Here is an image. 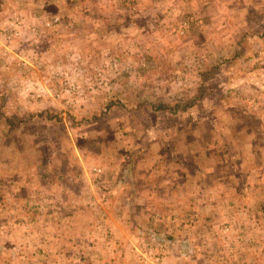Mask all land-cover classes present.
<instances>
[{"label": "rangeland", "instance_id": "374dc122", "mask_svg": "<svg viewBox=\"0 0 264 264\" xmlns=\"http://www.w3.org/2000/svg\"><path fill=\"white\" fill-rule=\"evenodd\" d=\"M5 178L0 264H264V0H0Z\"/></svg>", "mask_w": 264, "mask_h": 264}, {"label": "crops", "instance_id": "0c3cea01", "mask_svg": "<svg viewBox=\"0 0 264 264\" xmlns=\"http://www.w3.org/2000/svg\"><path fill=\"white\" fill-rule=\"evenodd\" d=\"M216 6L219 7L218 4ZM198 20H200V19H198ZM157 104H159V103H157ZM12 177L13 176L9 175L7 178L11 179ZM7 178H5V179H7ZM3 182L8 183L7 185L4 183V185L7 186L6 190L8 191L9 195L14 197L17 189H19V188H17V186H19V185L16 182L10 181L9 179L3 180L0 183H3ZM132 199H134V198H132ZM105 215H107V217H105L106 218V220H105L106 224L105 225L107 227L111 228L113 235H114L116 240L109 241L106 238H104L102 236V233H103L102 232L103 227H102L101 234H100L101 236L99 237V240L87 242V257L95 256V258H96V259H92L93 258L92 257L90 260H88L89 258H87V264H130L129 260H122L120 258L121 253L117 254L118 249H120V252L122 251V248H119V246H118V244L121 243L118 241V239H119L118 235L120 234L119 230L121 227V225L119 224L120 222L118 221L119 215L117 213L113 214L109 210H106L102 213V216H99V217L103 218ZM96 229L97 228L93 226V222L92 223L90 222V217L88 216V210H87V234L88 235L92 234V232H94ZM89 231H91V233H89ZM97 232L100 233L98 229H97ZM11 242H14L15 244H19V242H17V240H14V239L11 240ZM25 245H27V244L23 245L25 247V251H29V252L34 251L35 252L34 248H31L30 245L27 247ZM39 245H41V244L39 243ZM39 252H40V250H39ZM105 254H113V256H115V259L114 260H110V259L108 260L105 257ZM30 260H31V258H30ZM29 262L30 261L26 260L24 262V264H28ZM36 262H37V264H43L42 261H36ZM11 263L15 264L14 262H11Z\"/></svg>", "mask_w": 264, "mask_h": 264}, {"label": "built area", "instance_id": "2783aa9c", "mask_svg": "<svg viewBox=\"0 0 264 264\" xmlns=\"http://www.w3.org/2000/svg\"><path fill=\"white\" fill-rule=\"evenodd\" d=\"M58 17H55V20H57ZM192 19L191 16H189V18H182L179 23H178V27L180 28V32H183L187 27H188V24H189V21ZM91 171H92V174H93V180L95 181V183H97L99 181V178L101 176V173H102V167L100 166H93L91 168ZM98 186V184H97ZM102 187V186H101Z\"/></svg>", "mask_w": 264, "mask_h": 264}, {"label": "trees", "instance_id": "16d2710c", "mask_svg": "<svg viewBox=\"0 0 264 264\" xmlns=\"http://www.w3.org/2000/svg\"><path fill=\"white\" fill-rule=\"evenodd\" d=\"M199 96V95H198ZM193 98H195L194 96H193ZM157 107H164V105H162V104H157L156 105ZM210 127H212L210 124H207V126H206V128H210ZM211 130H207L206 132H210ZM213 134V132H210V135H212Z\"/></svg>", "mask_w": 264, "mask_h": 264}]
</instances>
